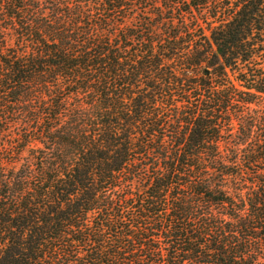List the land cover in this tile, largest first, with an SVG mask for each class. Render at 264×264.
Returning a JSON list of instances; mask_svg holds the SVG:
<instances>
[{
    "label": "trees",
    "instance_id": "trees-1",
    "mask_svg": "<svg viewBox=\"0 0 264 264\" xmlns=\"http://www.w3.org/2000/svg\"><path fill=\"white\" fill-rule=\"evenodd\" d=\"M0 264H264V0H0Z\"/></svg>",
    "mask_w": 264,
    "mask_h": 264
}]
</instances>
